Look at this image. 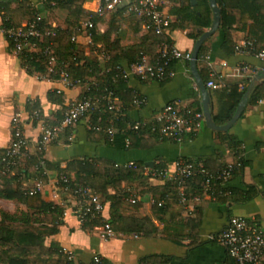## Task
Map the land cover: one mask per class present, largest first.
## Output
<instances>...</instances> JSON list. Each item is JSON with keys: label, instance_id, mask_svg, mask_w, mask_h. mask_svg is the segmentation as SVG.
Returning <instances> with one entry per match:
<instances>
[{"label": "crops", "instance_id": "obj_1", "mask_svg": "<svg viewBox=\"0 0 264 264\" xmlns=\"http://www.w3.org/2000/svg\"><path fill=\"white\" fill-rule=\"evenodd\" d=\"M0 1L8 2L11 10L22 2ZM27 1L34 10H39L47 24L58 28L66 26L64 8L47 7L43 0ZM166 1L164 11L174 21L175 16L170 12L180 5L179 0ZM96 4V0H88L84 2L83 7L92 11ZM115 20L114 15L103 17L97 24L98 31L103 33ZM26 22L27 20L23 19L21 25ZM207 29L198 28L197 31L203 33ZM188 32V29L170 28L165 33L173 47L191 52L199 37L192 40L187 36ZM231 37L236 45L246 41V33L236 27L232 30ZM110 38L118 40L123 48L138 44L155 52L160 48L155 42L158 37L146 35L136 20L130 17L124 20L121 18L117 22ZM77 40L84 56L96 57L101 64L106 62L102 55L109 54L106 50L98 49L102 43L94 45L88 53L85 52L89 44L87 33L84 35L82 32ZM223 41L224 32L217 29L201 45L203 53L211 57V69L214 73L212 79L218 84L216 89L207 88L211 115L217 111L218 99L223 90L233 84H238L240 88L243 85L248 87L254 76L264 71V59L245 50L237 51L231 50L229 46L223 47ZM147 55L152 54L148 52ZM120 63L127 75V88L144 99L143 105L131 103L127 109V116L132 121L153 120L169 103L180 107L199 103L203 113L201 91L189 63L175 61L173 75L162 81L140 80L134 76L126 60L122 59ZM204 68L209 69L205 62L196 63L199 76L200 69ZM85 89L86 84L73 85L70 82V85H67L66 81L60 78L51 79L36 73L29 74L18 54L9 47L2 32L0 16V149L5 150L10 143L11 119L18 113L23 122V134L27 139L24 153L26 158L21 159L20 173L16 174L23 187H31L35 181H41L34 178L35 166L25 160L35 156L38 151L41 127L54 124L65 105L79 99ZM54 91L62 93L61 103L48 99V93ZM28 107L35 108L39 118L34 119ZM89 123V118L86 117L72 128L59 131L44 148L43 158L49 163L58 164L62 169L69 161L82 158H98L118 165L143 162L146 166L144 175H148L147 168L152 167L154 163H164L166 168L173 172L174 164L180 158L204 162L208 170L213 172L226 164L237 166L231 178L222 184V190L213 195L203 190L199 195L200 201L189 199L186 204L180 203L170 189L164 187L168 177L162 179L145 176L141 183L134 181L131 185H122L124 189L121 191H127L129 198L136 201L135 205L123 206L125 213L132 212L147 217L157 227V233L143 236L114 230V235L108 239L101 237L102 225L90 228L78 221L75 199L67 193L56 191L57 171L48 170L45 181H41L44 184L41 196L61 206L64 212L57 232L45 239L47 247L71 252L75 264H90L95 255L102 259L103 264H142L145 258L153 255L170 257L169 264H232L225 248L215 239L226 227L231 216L245 218L264 233V98L255 104L246 103L239 118L225 131L238 143L235 149L228 146L224 136L218 134L223 131L210 129L204 119L193 138L182 143L164 141L151 148L129 146L125 134L120 131H115L109 138L92 133ZM71 174L73 175V172ZM11 175H15V170ZM54 192H59L56 199L52 198ZM247 194L248 198L244 199ZM158 203L164 205L159 206ZM102 217L106 221L113 217L110 202L104 204ZM261 264H264V261Z\"/></svg>", "mask_w": 264, "mask_h": 264}, {"label": "trees", "instance_id": "obj_2", "mask_svg": "<svg viewBox=\"0 0 264 264\" xmlns=\"http://www.w3.org/2000/svg\"><path fill=\"white\" fill-rule=\"evenodd\" d=\"M43 1L47 7L64 8L66 10V20L64 21L66 26L64 28L53 26L56 30L55 36L36 42V50L28 51V49H24L19 53L16 52L26 71L29 74L36 73L39 76H47L51 79H63V74H66L65 78L73 85L86 84V89L83 90L81 97L77 100H98L97 109L88 116L83 117L89 118V127L92 133H98L100 136L104 135L109 138L105 129L112 126L117 131L125 134L129 146L133 148H151L160 142H174L171 137L159 132V124L154 120L139 121V127L134 129L133 125L136 121H132L127 116V109L131 106V103L135 105L134 100L142 97L127 88L126 78L123 77L124 68L120 61L124 59L128 65H131L142 54L150 52L151 57H156L157 52L145 49L140 44L123 48L118 40H111L110 38L121 18L124 20V18L130 17L136 20L148 36H154L153 30H146L140 20L133 15H126L122 10H118L111 14L114 15L115 22L106 31L100 33L97 24L103 17L83 7L84 2L88 0ZM51 1H54V5L50 4ZM216 2L220 9V26L218 30L224 32L223 47L229 46L231 50L235 49L236 44L232 41L231 32L236 27L246 33V40L252 41L255 52L264 50V0H216ZM179 3L178 7L171 9L170 13L175 16V20L171 22L169 29H188L187 36L192 40H196L202 33L197 29L209 28L212 23L213 12L209 0H195V4H192L191 0H179ZM38 11L34 10L27 0H22L20 5L13 10L9 9L8 2L0 1L2 28L20 27L23 19L31 21L37 15H41ZM88 19H91L94 23V26L90 29L84 25ZM41 25L47 28L52 27L45 22L43 16ZM82 32H84V35L87 33L94 45L102 43L98 46V49L106 50L109 54V59L105 63L101 64V61L96 57H86L80 51L77 38ZM157 37L158 40H155L157 47L161 43L172 47V42L166 33L161 37ZM7 41L9 47L14 49L12 42L9 39ZM47 46H51L55 55L52 68L47 65V57L42 54ZM203 54V48L201 47L197 62L201 61ZM174 63L175 61H171V68H173ZM199 73L206 84L210 79L209 69H200ZM246 89L247 85L240 88L238 84H233L222 91L218 99L217 111L212 115V119L217 125L226 124L232 118ZM54 96H57V98ZM47 97L59 103L63 101L62 93L57 91L49 92ZM105 97L113 99L118 109L109 110ZM263 98L264 82L252 88L247 103L255 104ZM177 107L180 109L185 108ZM187 108L190 109L191 113L201 112L199 103H193ZM33 110L35 108L28 107L30 114ZM62 112L54 124L60 122ZM198 130L185 133L184 141L193 138ZM218 134L224 136L228 146L233 149L236 148L238 143L227 132H218ZM40 139L41 137H39ZM25 149L10 169L4 167L2 161L6 149H0V197L7 201L17 202L20 206L19 210L14 212L0 211V264H75L73 261H68L67 254L63 249L57 250L45 245V239L57 232V226L61 223L64 211L61 206L53 201L42 198L41 192L30 194L29 191L34 187V184L31 187H23L18 180L16 174L20 173L19 163L21 159L26 158V155L24 156ZM43 150L41 147L35 156L25 159L35 166L34 178L43 182L47 177L48 170L56 169L57 173L62 172L69 179L67 184L61 183L59 188L67 187V192L72 194V190L76 186H88L99 195L103 208L106 202H110L113 217L111 220H104L103 222H108L113 231L136 233L143 236L157 233V227L150 219L137 213L127 214L123 207L124 205H135L136 201L134 199V202H132L129 193L121 190L134 181L141 183L145 176L152 177L143 174L146 167L143 162L118 165L98 158H82L69 161L66 167L62 169L58 164L47 162L43 158ZM188 160L195 165L201 164L212 175H215L227 165L213 172L208 170L204 162ZM166 166L164 163H154L150 169L161 171ZM14 170L15 175H11ZM71 172H73V175ZM205 179L204 175L195 173L192 178L184 183L186 195H201L203 190L213 195L222 190V183L216 179H211L208 187H205ZM164 187L169 188L170 192L179 200L177 183L174 180H167ZM247 198L248 194L244 196V199ZM158 205L163 206L164 203H158ZM82 225L92 228L102 225V221L95 219L86 221ZM170 260L171 258L167 256L153 255L145 258L142 264H169ZM230 260L233 264V260L231 258ZM101 264H103L102 259Z\"/></svg>", "mask_w": 264, "mask_h": 264}, {"label": "built area", "instance_id": "obj_3", "mask_svg": "<svg viewBox=\"0 0 264 264\" xmlns=\"http://www.w3.org/2000/svg\"><path fill=\"white\" fill-rule=\"evenodd\" d=\"M96 7L92 10L100 17L111 15L118 10H122L126 15H133L135 18L142 22V26L146 30H153L155 36L161 37L170 27L172 22L171 17L165 13L164 8L167 3L166 0H96ZM54 5V1L50 2ZM41 15H37L35 19L27 21L20 27H7L2 28V32L12 44L14 51L19 53L24 49L28 51L36 50V42L44 38L53 37L56 30L47 28L41 25ZM84 25L87 28H92L94 23L88 19ZM89 44L85 52H90L94 48L90 37L88 36ZM156 57H151L147 54H142L140 58L130 65V69L140 80H158L162 81L173 75V70L170 67L171 61H180L189 63L191 59L190 51H181L175 47H168L166 44L161 43ZM235 49L243 51L244 49L251 55L264 59V50L260 52L254 51L252 41L246 40L237 44ZM42 54L47 57V65L52 68L55 55L51 46H47L42 51ZM105 61L109 59V55H102ZM201 61L205 62L209 67L210 79L206 82V87L210 89L218 88V84L212 79L214 73L211 69V57L209 54H203ZM126 73L124 76L126 78ZM63 80L67 85L70 82L65 78ZM109 110H117L115 101L110 97H105ZM134 104L137 106L144 104L143 98H136ZM98 106V100L91 101L89 99L72 100L68 102L62 112L60 122L55 125L45 124L41 127L40 137L38 141V149H44L57 135V133L70 126H74L83 117L88 116L91 112L95 111ZM33 118H39V113L36 110L31 112ZM100 119V118H98ZM204 119L202 112L191 113L187 107L180 109L175 103H169L164 106L158 115L153 120L159 124V132L165 136L171 137L175 143L184 142V134L191 131H197L200 128L201 122ZM140 125L136 121L133 125L137 129ZM23 122L18 113H15L11 119V141L6 148L5 155L2 158L4 167L10 169L14 166L16 160L23 154L27 146V139L23 134ZM106 133L111 137L116 129L112 126L105 129ZM132 163H129L131 165ZM236 166L234 164H227L221 168L215 175L210 174L204 169L201 164L195 165L188 159L180 158L174 164V171L164 168L159 171L156 169H148L147 174L152 177L172 179L177 183V191L179 195V202L186 204L189 199L200 201L199 195L187 196L184 191V183L192 178L195 173H200L206 177L205 187H208L211 179H216L222 184H225L232 176ZM69 179L62 173H56V191L66 194L67 187L59 188L61 183L67 184ZM44 184L41 181H35L34 187L29 191L30 194L42 192ZM59 192H54L53 199H56ZM75 197V214L78 221L83 224L86 221L98 219L102 221L103 239H108L114 235L110 224L103 222L102 212L103 204L100 197L88 186H76L72 190ZM134 202V199L131 200ZM215 239L225 248L228 256L233 260V264H261L264 261V233L250 224L245 218L238 216H231L228 219L227 225L216 236ZM68 261H73V254L65 251ZM90 264H101V258L98 255L93 256Z\"/></svg>", "mask_w": 264, "mask_h": 264}, {"label": "water", "instance_id": "obj_4", "mask_svg": "<svg viewBox=\"0 0 264 264\" xmlns=\"http://www.w3.org/2000/svg\"><path fill=\"white\" fill-rule=\"evenodd\" d=\"M191 3L195 4V0H191ZM209 4L213 12L212 23L210 27L206 31H204L199 36V38L195 41L194 46L191 50V59L189 61V65H190L192 75L201 91L202 111H203V116H204V122L210 129H213L215 131L225 132V131H228L232 127V125L236 122V120L241 115L247 103L248 95L251 89L254 86L259 85L264 81V71H261L254 76L251 83L248 85L246 91L244 92L242 99L239 101L232 118L226 124L217 125L213 121L212 115L209 109L208 89L205 86V83L202 81V79L198 75L197 70H196L197 56H198L201 45L209 36L214 34L220 26V9L217 5L216 0H209Z\"/></svg>", "mask_w": 264, "mask_h": 264}, {"label": "rangeland", "instance_id": "obj_5", "mask_svg": "<svg viewBox=\"0 0 264 264\" xmlns=\"http://www.w3.org/2000/svg\"><path fill=\"white\" fill-rule=\"evenodd\" d=\"M64 17V15H63ZM20 206L17 202L7 201L0 197V211L5 210L8 212H14L19 210Z\"/></svg>", "mask_w": 264, "mask_h": 264}]
</instances>
